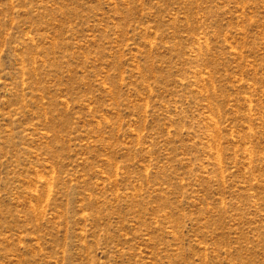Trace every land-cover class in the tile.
Segmentation results:
<instances>
[{
  "label": "rangeland",
  "instance_id": "rangeland-1",
  "mask_svg": "<svg viewBox=\"0 0 264 264\" xmlns=\"http://www.w3.org/2000/svg\"><path fill=\"white\" fill-rule=\"evenodd\" d=\"M0 264H264V0H0Z\"/></svg>",
  "mask_w": 264,
  "mask_h": 264
}]
</instances>
